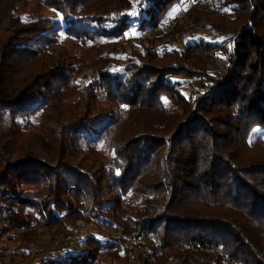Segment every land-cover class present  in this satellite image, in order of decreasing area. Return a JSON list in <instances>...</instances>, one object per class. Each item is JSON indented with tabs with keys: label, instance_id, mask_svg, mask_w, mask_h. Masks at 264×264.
Instances as JSON below:
<instances>
[{
	"label": "trees",
	"instance_id": "trees-1",
	"mask_svg": "<svg viewBox=\"0 0 264 264\" xmlns=\"http://www.w3.org/2000/svg\"><path fill=\"white\" fill-rule=\"evenodd\" d=\"M23 1L0 0V241L47 231L39 264H264V0H215L231 47L140 42L121 67L184 0H41L61 18L28 21ZM185 16L159 40L208 22Z\"/></svg>",
	"mask_w": 264,
	"mask_h": 264
},
{
	"label": "rangeland",
	"instance_id": "rangeland-1",
	"mask_svg": "<svg viewBox=\"0 0 264 264\" xmlns=\"http://www.w3.org/2000/svg\"><path fill=\"white\" fill-rule=\"evenodd\" d=\"M198 1H201L203 11L205 13V17L208 19V22L206 23H199L197 19H193L191 22V25L193 26L196 23H199L200 26L198 27H192L191 25L187 27V29L184 31L182 35H184L182 38H178L175 42L173 39L168 38L166 41L159 40L160 37H162L167 31H169L172 26L178 22L182 21V19H186L185 13L189 9V7ZM23 7H22V5ZM19 6L18 12H23V19L28 21L31 19H39V18H61V15L58 14L53 9H50L46 6H44L41 2V0H24ZM217 4L215 0H184L181 5L175 8V10L168 16L167 21L160 29H155L152 31H147L145 34H135L136 27L133 29L134 32L127 35L124 42L120 46H116L115 49L118 50V54H112V65L116 67H121L125 65V59L129 57L130 52L133 51H139L141 52V44L140 42H143L144 45H148L149 43H153L156 45L158 51L162 53L163 51H173V50H185L186 47L189 44L194 43L195 41H198L200 39L205 38L207 41L216 44V43H225L228 44V46L233 45V39L237 35V33L240 31V28L237 31H231V29L223 28L221 27L220 20L225 19L226 15H228L229 19H232L234 17V12L228 11V14H223L224 17H221L220 14L215 13ZM223 12V11H222ZM202 18V15H200ZM220 19V20H218ZM209 22L212 23V25H209ZM188 33V35H187ZM187 35V36H186ZM61 39L63 42L68 43L67 40H70L67 38L63 33L60 34ZM171 41V42H170ZM65 43V44H66ZM67 47L70 46V44H66ZM71 48V47H70ZM90 70H86L82 77L80 78V81L90 80ZM188 82L185 85V88L187 91H191L196 88H201L203 85L208 87L209 89H212V83L208 81L203 80H192L188 79ZM200 81V82H199ZM198 82V83H197ZM197 83V84H196ZM199 90V89H198ZM36 120V118H34ZM31 129V128H30ZM256 134V135H255ZM251 136L250 141L257 142L256 137L263 135L262 132L256 131V133ZM104 146V143H103ZM100 149H102V143L99 146ZM103 154L108 155V150L104 149ZM96 226L101 227L102 231L104 233L114 237V238H123L124 240H127L132 245H140L142 244V239L136 238V237H130L126 236L125 234H122L116 228V225H112L113 227H104L99 222L94 221ZM3 222L0 220V231L3 229ZM83 229L81 233L79 232L76 237H74L75 244H71L70 248L74 249V247H77V242L81 241V237L84 236L87 232L93 233L96 232L95 229ZM30 240H32L33 244L25 243L19 237V232H10L8 234L3 235L1 241H0V255L3 257L4 264H11L10 261H14L13 264H39L42 261V258L48 255V253L52 251H58L60 250L61 246L57 245L54 247L51 246L48 239V233L45 230H42L41 234L39 236L30 234ZM73 242V243H74ZM66 247L68 248L69 245ZM78 249V247H77ZM104 264H109L108 260L105 258L103 260ZM2 262V261H0Z\"/></svg>",
	"mask_w": 264,
	"mask_h": 264
},
{
	"label": "snow or ice",
	"instance_id": "snow-or-ice-1",
	"mask_svg": "<svg viewBox=\"0 0 264 264\" xmlns=\"http://www.w3.org/2000/svg\"><path fill=\"white\" fill-rule=\"evenodd\" d=\"M231 47V46H230Z\"/></svg>",
	"mask_w": 264,
	"mask_h": 264
}]
</instances>
